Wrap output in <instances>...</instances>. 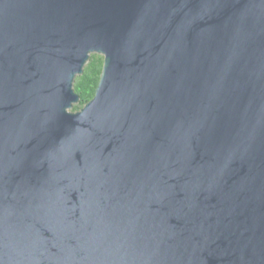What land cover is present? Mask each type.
<instances>
[{"label": "water", "instance_id": "obj_1", "mask_svg": "<svg viewBox=\"0 0 264 264\" xmlns=\"http://www.w3.org/2000/svg\"><path fill=\"white\" fill-rule=\"evenodd\" d=\"M0 264H264V0H0Z\"/></svg>", "mask_w": 264, "mask_h": 264}, {"label": "trees", "instance_id": "obj_2", "mask_svg": "<svg viewBox=\"0 0 264 264\" xmlns=\"http://www.w3.org/2000/svg\"><path fill=\"white\" fill-rule=\"evenodd\" d=\"M103 67V56L92 54L84 73L81 76L78 75L76 77L74 88L82 99L80 104L74 106L75 110H80L89 100L95 97Z\"/></svg>", "mask_w": 264, "mask_h": 264}, {"label": "rangeland", "instance_id": "obj_3", "mask_svg": "<svg viewBox=\"0 0 264 264\" xmlns=\"http://www.w3.org/2000/svg\"><path fill=\"white\" fill-rule=\"evenodd\" d=\"M76 105H78V104H76ZM71 111H76V110L73 108Z\"/></svg>", "mask_w": 264, "mask_h": 264}]
</instances>
